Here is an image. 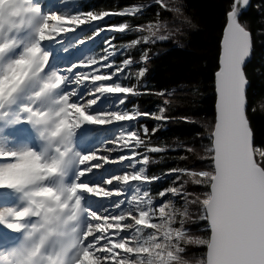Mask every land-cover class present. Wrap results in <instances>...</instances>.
<instances>
[{
  "label": "snow or ice",
  "instance_id": "6c2138e0",
  "mask_svg": "<svg viewBox=\"0 0 264 264\" xmlns=\"http://www.w3.org/2000/svg\"><path fill=\"white\" fill-rule=\"evenodd\" d=\"M46 5L0 0V264H184L182 243L206 248L201 264H264V152L258 160L245 73L253 33L240 20L250 0H233L227 13L212 171L173 168L159 175L149 174V154L169 149L153 145L148 127L136 122L164 121L166 109L152 115L133 101L168 90L141 91L147 68L132 72L137 61L116 57L121 49L168 40V25L110 23L113 16L138 18L146 5L75 14ZM154 5L181 13L166 0ZM106 31L114 35L99 58L58 62ZM135 32L147 35L125 45L112 42L116 34ZM149 59L144 51L140 63ZM172 174L189 179L153 195V185L160 188ZM189 183L209 191L194 195ZM172 197L182 198L183 208ZM193 206L208 223L207 239L185 228Z\"/></svg>",
  "mask_w": 264,
  "mask_h": 264
},
{
  "label": "trees",
  "instance_id": "16d2710c",
  "mask_svg": "<svg viewBox=\"0 0 264 264\" xmlns=\"http://www.w3.org/2000/svg\"><path fill=\"white\" fill-rule=\"evenodd\" d=\"M232 4L233 0H179L178 7L181 8L182 14L175 17L173 12L154 5V0H76V9L84 13L118 12L134 5L150 6L136 19L113 16L110 20L112 24L127 22L136 26L167 20L181 25L180 21L183 20L187 25L182 34L181 45L165 40L134 49H121L117 53V62L129 55L138 62L132 67V72L138 71L140 67L147 68L142 80L146 85L141 91L158 93L168 90L164 96L143 95L133 101L140 111L152 115L160 114L161 108L166 109L164 114L167 119L164 121L149 117L139 120V123L148 126L153 145L169 149L164 153L149 154V174L159 175L173 168L208 171L204 167L196 170L194 168L201 166L203 161L201 162L200 157L208 155L207 146H211L210 134L206 130L209 125L212 126L211 122L215 121L214 76L218 69L220 38ZM185 18L191 23H186ZM241 21L253 32L255 42L254 56L246 67V73L251 82L248 92L249 109L255 108V111H248V117L255 134L259 160L260 152H264V0H252L251 7L243 14ZM113 35L114 33L107 31L101 33L90 43L92 49L88 55L99 58L108 47L104 41L112 39ZM143 35H147V32L116 34L112 42L117 46L125 45ZM144 51H148L150 57L146 64L140 63ZM131 82L135 83V80ZM169 99L172 103L166 104L165 101L169 102ZM133 104H129V107ZM206 124L207 128L204 127ZM153 129H156L154 133ZM183 157L186 159H182ZM207 158L210 163V157ZM208 160L204 163H208ZM152 161L158 163L153 165ZM174 178L176 174L168 177L160 188L153 185V195L156 191L171 186ZM199 188L194 190L197 192ZM204 188L208 192V188L201 187ZM196 208L193 207L194 210ZM203 226V223H200L195 228L200 229ZM201 230L200 236L207 239L208 226L205 225ZM191 248L192 257L205 255L204 246Z\"/></svg>",
  "mask_w": 264,
  "mask_h": 264
},
{
  "label": "rangeland",
  "instance_id": "374dc122",
  "mask_svg": "<svg viewBox=\"0 0 264 264\" xmlns=\"http://www.w3.org/2000/svg\"><path fill=\"white\" fill-rule=\"evenodd\" d=\"M70 2V5L67 7L66 11L65 12H69V13H72V14H75V10H73V0H67ZM166 3L174 8V7H178L179 6V0H166ZM47 9H51V10H55V11H58L59 14L61 13V10L59 9L58 6H54V2L53 0H47V5H46ZM251 7V6H250ZM232 8V7H231ZM231 11V10H230ZM174 13V12H173ZM176 15H174L175 17L179 16L182 14L180 13L177 14V13H174ZM242 18V16H241ZM240 18V20H241ZM181 20V19H180ZM162 23H166L168 25V29L170 30V38L168 40L172 41L174 44H178V45H181V38H182V34L183 32L185 31L187 25L184 24V21L181 20L180 22H182V24L179 25L178 24H175L173 23L172 21H167V20H164V21H160ZM242 22V21H241ZM184 24V25H183ZM181 26V27H180ZM183 26V27H182ZM179 28L180 31L179 32H176L175 30ZM79 32V30H78ZM163 34H169L168 31H164ZM254 39V37H253ZM65 43H67V41H65ZM255 43V42H254ZM221 50V49H220ZM86 49L84 46H81V47H78L72 51H70L68 54H61L60 58H59V63L63 64V65H67L70 61H73V60H76L78 57H82V56H86ZM219 57H220V54H219ZM218 68H219V63H218ZM246 69V68H245ZM218 70V69H217ZM216 70V71H217ZM215 71V72H216ZM248 77V76H247ZM132 83V82H131ZM134 84V83H133ZM142 85L144 86L145 83H142ZM214 85H215V81H214ZM168 101V100H166ZM171 104L172 101L170 102V99H169V102L167 104ZM155 115H160V114H155ZM216 115V114H215ZM156 120V119H154ZM215 121H216V116H215ZM215 121L211 122L212 123V126L208 124L204 125V127L207 128L208 126V129L206 130V132H209L210 134V138H211V134L213 132V129H214V124H215ZM138 124L139 127H143L145 126L146 124H142V123H139V121L136 122ZM147 126V125H146ZM148 127V126H147ZM105 135H109V138L111 139V135L110 133H105ZM103 137H98V139H102ZM83 147H87L88 145H82ZM100 147H103L102 145H100ZM207 152L208 155L206 156H201L200 159H201V162L203 161V163L201 164V166H197L195 167L194 169H200L202 167H204L205 169H207L208 171H212V161H210L209 163V160L207 158V156H211V153H210V148L212 147V141H211V146H207ZM255 149L257 150L256 151V156H257V159H258V148L255 146ZM142 151V150H141ZM211 160V158H209ZM199 160V159H198ZM206 160H208V163H204ZM203 164H205V166H203ZM184 179H189L188 177H180V180H176V178H174V180L172 181L171 183V186H169L168 188L170 187H179L180 185V182L183 181ZM186 189L188 192L190 193H193L194 195H198V196H203L204 193H207L205 188L204 189H201V186H198L200 187L199 190L196 192L194 189L198 188L196 185H193L191 183L185 185ZM196 187V188H195ZM192 190V191H191ZM209 191V189H208ZM170 200L172 202H174L176 204L177 207H180V208H183L184 206V201L183 199H176L175 197H172L170 198ZM194 208H196L195 206H193ZM193 207H190L189 211L191 213V215L189 216V218H187L186 222H185V228L187 229L188 231V235H190L191 237L193 238H202L204 239L202 236H200V233L202 232V228L207 225V222L206 221H203V220H200L198 219V216L200 215V209L196 208V210L193 209ZM200 223H203V227H201L200 229H196L195 227L199 226ZM191 227V228H190ZM201 230V231H200ZM209 237V236H208ZM198 246H201V245H196V244H187V243H182V247L185 249L184 252L180 253V261L184 262V264H201V262L203 261L205 255L202 257L201 256H197V257H192V253H191V247H198ZM206 253V248H205V252ZM183 254V255H181ZM173 264H179V262H176L174 261Z\"/></svg>",
  "mask_w": 264,
  "mask_h": 264
},
{
  "label": "water",
  "instance_id": "95a60500",
  "mask_svg": "<svg viewBox=\"0 0 264 264\" xmlns=\"http://www.w3.org/2000/svg\"><path fill=\"white\" fill-rule=\"evenodd\" d=\"M251 4H252V0H250V6H251ZM250 6L246 9V10H242V12H241V15H240V18H241V16L245 13V12H247L248 10H249V8H250ZM227 22H228V17H227V21H226V25H225V29H224V32H225V30H226V27H227ZM223 35H224V33H223ZM252 39H253V36H252ZM221 44H220V47H221V50H220V57H219V68H220V58H221V55H222V45H223V38H222V40H221V42H220ZM254 39H253V49H252V54H251V57H250V59L246 62V64H245V68L247 67V65L250 63V61L253 59V56H254ZM219 68H218V70L215 72V94H216V100H215V116L217 117V107H216V105H217V99H218V97H217V91H216V73L219 71ZM246 73V72H245ZM246 77H247V74H246ZM247 79H248V77H247ZM248 81H249V79H248ZM250 86V81H249V84H248V87ZM248 87H247V89H248ZM252 127V126H251ZM252 130H253V128H252ZM253 140H254V143H253V147L255 148V134H254V131H253ZM208 224V223H207ZM208 229H209V226H208ZM210 236V235H209Z\"/></svg>",
  "mask_w": 264,
  "mask_h": 264
},
{
  "label": "bare ground",
  "instance_id": "6f19581e",
  "mask_svg": "<svg viewBox=\"0 0 264 264\" xmlns=\"http://www.w3.org/2000/svg\"><path fill=\"white\" fill-rule=\"evenodd\" d=\"M53 2H54V6H58L59 7V9L61 10V13L60 14H64L65 13V11H66V9H67V7L70 5V2L69 1H67V3H61V0H53ZM243 16V15H242ZM227 21V20H226ZM225 25H226V23H225ZM224 29H225V26L223 27V31H222V35H221V38H220V42H221V40H222V38H223V33H224ZM253 33V32H252ZM253 37H254V35H253ZM221 44V43H220ZM254 46H255V43H254ZM255 48V47H254ZM220 49H221V47H220ZM252 61V60H251ZM250 61V62H251ZM219 63V62H218ZM249 65V64H248ZM247 65V66H248ZM245 72H246V69H245ZM247 74V73H246ZM249 79V78H248ZM214 81H215V76H214ZM249 81H250V79H249ZM145 83V82H144ZM145 85H146V83H145ZM144 85V86H145ZM250 85H251V82H250ZM214 88H215V85H214ZM249 88H250V86L248 87V89H247V97H248V92H249ZM215 100H216V94H215ZM248 106H249V102H248ZM214 110H215V106H214ZM249 118V117H248ZM250 121V120H249ZM250 124H251V122H250ZM255 146H256V144H255ZM209 235H210V231H209Z\"/></svg>",
  "mask_w": 264,
  "mask_h": 264
}]
</instances>
